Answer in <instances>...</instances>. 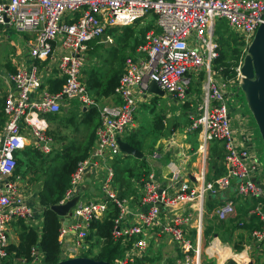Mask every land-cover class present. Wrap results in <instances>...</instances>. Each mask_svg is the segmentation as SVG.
<instances>
[{
	"label": "built area",
	"instance_id": "built-area-1",
	"mask_svg": "<svg viewBox=\"0 0 264 264\" xmlns=\"http://www.w3.org/2000/svg\"><path fill=\"white\" fill-rule=\"evenodd\" d=\"M149 15L156 19V30L146 34L136 57L126 58L112 95L115 103L98 107L83 79L90 66L88 44L101 40L112 29L134 25ZM217 21H226L238 32L248 50L264 23V0H0V27L30 35L26 52L31 61L7 76L12 89L4 98L6 122L0 130V264L14 263L8 253L13 223L21 221L40 230L43 222L32 205L33 199L25 192L26 179L16 173V154L28 147L44 154L53 151L56 144L48 135L49 117L60 114L72 101L80 104L81 111L98 107L100 124L95 145L78 163L59 205L80 196L87 179L94 183V177L99 180L101 176L100 190L105 197L99 202L85 201L83 191L71 217L66 219L72 225L61 221L59 242L63 249L66 238L72 237V257H82L79 255L89 251L91 224L102 219L108 203H112L119 210L112 238L125 246L123 256L114 264H139L158 227H163L179 252L174 264H202L206 200L229 190L235 199L255 201L264 197L260 181L263 163L253 148V133L249 128L236 129L229 104L230 86L216 79L220 74L214 68L220 50L215 35ZM104 41L111 43L112 39L107 36ZM37 61L56 71L51 83L62 82L59 91H51V83L44 82ZM242 65L243 59L236 68V77L241 79ZM200 74L206 78L204 103L200 113L191 117L188 131L201 129L202 147L198 153L202 155V166L186 179L180 171L172 172L166 185L157 182L155 172L149 173L137 198L144 210L130 211L128 200L120 198L114 187L115 161L124 158L119 140L133 126L140 102L150 95L151 83L174 100L186 102L192 76ZM215 140L223 145L224 173L210 178L206 169L208 144ZM235 199H227L218 207L215 215L219 221L237 215L239 203ZM250 213L261 222L252 238L264 243V204L258 202ZM32 257L30 264H42L44 260L36 247Z\"/></svg>",
	"mask_w": 264,
	"mask_h": 264
},
{
	"label": "rangeland",
	"instance_id": "rangeland-1",
	"mask_svg": "<svg viewBox=\"0 0 264 264\" xmlns=\"http://www.w3.org/2000/svg\"><path fill=\"white\" fill-rule=\"evenodd\" d=\"M155 21H156L155 17L153 15H149L146 18L136 22L134 25L115 28L113 32V38L110 37L112 39V42L111 43L109 42L110 44L98 45L97 44L98 40L94 41L93 42L94 45L92 46H91V43L88 44V50L86 54H87V58L90 60V66L88 70L86 69V71H84L83 79L87 80L90 77L91 72L94 70L99 73L98 75H103L102 80L103 82H105V77H109V75L113 74L119 68H121V74H120V77H121L124 67H121L122 65L120 61L125 64L126 58H128V56L131 55V51L133 52V49H135V46H136L135 38L130 37V36L126 37L125 35L126 29L129 27L132 28L134 33L137 35V38L140 43V41H144L145 36L149 31L155 30V28L153 29V27H156L154 26ZM149 27H151V30H148ZM143 35H144V39H143ZM215 35H216V38H218L221 51L226 55V61L230 63V65H235V67L238 69L239 63L241 62L242 59L244 62V58L248 53V50H246L243 47L242 43L240 42L241 41L240 34L230 29L226 21H217ZM29 38H30L29 34H23V33L17 32L13 28L5 29L3 27H0V90H1V96H3L4 94L5 95L7 94L5 92L6 87L4 86L5 80H3V78L9 69V68L7 69V66L9 63L10 55H12V53L14 52V49L11 46V41L19 45L18 48L20 51H25L26 49L23 47V43L25 44V46H27V42L30 40ZM121 38L124 39V42H121L119 40ZM232 59H237V62L236 60H232ZM215 66L216 65H214V68ZM9 74H7L5 78ZM216 79L219 80L220 83H225L228 86H230L229 92H230L231 98L229 100V104L232 109V120H233V123L236 129L238 131H241L242 129L249 128L251 132L253 133L252 145H253L254 150L258 153L260 160L263 163V172L261 173V179L264 180V144H263L258 126L247 106L245 96L242 93V89H241L242 79L238 76L234 79H225L219 73H217ZM205 82H206V78L204 74H200L199 76H192V83L190 85V97L188 98L186 102H179L177 100H171L168 97H164V98L158 97L155 99L154 102L150 104H147V105L143 104L139 106L136 112V115H135V120L133 124L134 126H131V131H132L134 130L137 124V127H136L137 133L134 134L132 138L136 141H140L141 143L144 144V146L152 147L153 145H151V143L156 138V135L154 134L155 118L162 117L163 115L164 122L166 123L165 130L169 133H173L174 131L183 129L184 134L186 135L191 134V140H196V148H195L196 150L195 151L196 152L199 151L202 147L201 129L189 132L188 127L192 124L191 117L194 116L195 114L200 113V107L204 103ZM86 85L89 88L87 83ZM233 92L235 93V96H233ZM92 93H93V97L95 98L97 104L100 100L104 99V98H101L96 93V90L95 91L92 90ZM167 96H170V95L167 94ZM173 101L176 102L177 104H175ZM79 107H80V104L77 101H72V105L64 107L63 111L60 113V117H63L62 119H71L70 115L73 113H77L76 120H74V123L72 124L68 122L63 123L60 121H55V122L50 121L51 127L48 132V135L53 137V140L56 144V148H54L53 151H51L49 154H44L40 150H36L42 155L43 159L37 158L35 162L29 161L27 157L22 158L24 160V164L22 168L24 171H28L25 177L26 179L25 192L31 199L36 200L38 192L42 190V187L44 186L47 176L51 174V171L54 170L56 167H60L62 165L61 155H62L63 150L68 146H73V145L82 146L88 142L91 129L90 128L87 129L84 125L80 124V122L83 119V116H81L82 111L80 110ZM98 107H101V106H99L98 104ZM76 124H78L79 130L76 129ZM185 127L187 128L185 129ZM173 134L171 135L172 137H173ZM125 137H126V134L123 136V138ZM143 153L145 156V160L148 163L149 153L147 150L143 151ZM224 154L225 153H224L223 145L220 141L215 140L208 144V158H207V163H206V169L209 175L210 176L212 175L213 178L215 176V173H217L220 170V168H222L223 166ZM195 158H196L195 162L199 164L198 167L200 168L202 166L201 153L200 154L197 153ZM41 161H43V163H41ZM130 161H131V167L133 168L137 167V169L139 168L137 164H140L141 162H139V160H136L133 157H131V159L128 158L125 162H123V168L129 166ZM148 166H149V163L147 165V169L148 171L149 170L151 171L153 167L152 166L148 167ZM198 167L196 168L194 173L197 172V169H199ZM154 170L157 172V174L160 171L157 166H155ZM100 179H101V176H100ZM99 180H97L94 177L93 185L98 190L96 197L103 198L104 195L102 194L100 190ZM125 180H130V178H128V175L125 176ZM141 187L142 185H140V189ZM230 195L231 194L229 193V196ZM83 196H84L83 200L85 201L94 200V195L91 194L88 190H85L83 192ZM225 199L227 198L222 193L221 195L215 197V199H211L209 197L206 200L205 207H204L205 210H204V215H203L204 231L210 227H216L217 228L216 232H218L219 229L224 228V226L226 227L227 225H228V228L229 226L231 227L233 226V227L230 231H226L227 233L225 235H222V231H219V240L222 243H220L218 239L217 240L214 239L213 235H211L208 241L204 237V242L202 244V263L203 264L205 263V260L208 259L209 255H213L214 259H220L218 264L224 261H229L228 259H224L225 256L223 255H221L220 257L217 256L219 248L220 250L221 249L226 250L227 247L235 249L237 246L242 247L243 243L241 241L244 242V239H243L244 237L237 236V233L239 231L236 232V230L241 228L240 226L241 223H244L245 220H243V216L245 215L244 217H246L250 209H252L251 211L254 210L253 203L249 199H243L240 197H237V199H235L234 196L230 197V199H235L240 204L239 208L237 209L238 210L237 215L230 218L227 221L220 222L219 220H217L215 212L218 209V207H220L223 204V202L221 201H225ZM132 205H131V208H132ZM213 205H214V209H211V206L213 207ZM252 232H251V237H252ZM93 242L88 243L89 251L79 256L83 257L85 254H88L89 256H96L99 252V249L92 246L93 244L96 243V241L93 240ZM162 243H163V246L160 249V254L156 255V259H154L155 257L151 258L150 261L149 259L148 261L146 259L147 263L161 264V260L163 259V255L161 254L162 250L164 248H167L168 250V249H171V247H173L171 245V241L169 237L166 234L162 239ZM254 244L256 245L258 243L255 242ZM255 245L251 246V248L253 249ZM123 247L125 246L123 245ZM212 248H214L215 250H211ZM78 252H82V250L79 249ZM213 253L214 254L216 253V256ZM168 254L173 255V251L169 250ZM250 255L252 258H254L255 264H264V259L259 258V255L257 254V252L253 251L250 253ZM71 256L73 255L68 254L67 256H62V258H69V257L73 258ZM10 260L11 262H14L13 264H21V263L16 262L15 260H12L11 258ZM167 263L173 264V258L169 259Z\"/></svg>",
	"mask_w": 264,
	"mask_h": 264
},
{
	"label": "trees",
	"instance_id": "trees-1",
	"mask_svg": "<svg viewBox=\"0 0 264 264\" xmlns=\"http://www.w3.org/2000/svg\"><path fill=\"white\" fill-rule=\"evenodd\" d=\"M148 30H151V27H149ZM125 35L126 37L130 36L135 38L136 46L139 45L137 35L134 33L132 28H127ZM119 40L121 42H124L123 38ZM142 42L143 41H140V44ZM92 45H94L93 42L91 43V46ZM232 60H236L237 62V59ZM120 63L122 65L121 67H123L124 63L121 61ZM215 65L216 70H219L218 72H220V74L225 79H232L236 77L237 73L235 65H230V63L226 61V55L221 51V49L219 50V58L216 60ZM98 74V72L93 70L90 77L87 79L89 92L92 93V90H96V93L101 98L111 96L114 93L115 87L118 85L121 68L117 69L113 74L109 75V77H105V82H103L102 80L103 75ZM61 85L62 82L51 83L50 90L53 92L59 91ZM81 116H83V119L80 124L84 125L87 129H91L88 142L82 146H68L63 150L61 155L62 165L60 167H56L51 171V174H49L46 178L42 190L38 192L36 200L33 199L36 205H40L43 210L41 213V217H43L42 228L39 230L37 228L26 225L24 222L19 221L20 225L23 228V232L21 234V242L18 246L11 245L8 247L9 254H14L17 260H21L26 264H30L33 261L32 250L35 247L39 249L44 257L42 264H53L67 259L62 258V247L59 242V233L62 227L61 217L54 211H52L51 207L54 205H59L60 202L64 199L65 194L70 186L71 176L75 171L78 163L88 157L91 149L95 145L96 129L100 124V113L98 107L95 106L89 108L88 110L82 111ZM70 117L71 119H62L63 117H60L59 114L50 116L49 120L52 122L60 121L63 123L68 122L72 124L74 123V120H76V114L70 115ZM5 122L6 115L4 113L3 101V103L0 105V128L4 126ZM154 124L155 132H158L159 134L162 133L163 130H165L164 116L162 115V117H156ZM76 129L79 130L78 124H76ZM132 137L133 135H131V140L128 141L129 144L137 150L142 151L143 143L134 140ZM23 157H27L29 161L35 162L37 158H42V155L31 147H28V149L26 148L24 151L16 154V173L25 178L28 171H24L22 168L24 164V160L22 159ZM140 162L141 165L138 169L136 167L122 168L118 165V163H115L114 187L117 191H120H118V193L121 198L130 195L129 193H131V195L135 193L133 182L141 184L145 180V176H147L149 171L147 169L145 160H142ZM41 163H43V161H41ZM223 173L224 167L222 166V168H220V170L215 173V176H213L216 178L221 176ZM126 175H128V178H130L131 181L125 180ZM211 177L212 175L210 176V178ZM251 202L253 203V206L258 202L264 204V197ZM211 209H214V205L213 207L211 206ZM251 210L252 209L249 210L246 217H244L245 215L243 216V220H245V226L251 227L252 230L260 229V219L257 215L251 214ZM118 215L119 210L114 206V204L108 203V210L105 216L100 220H94L92 222L91 232L88 237V243H92L93 240H95L96 243L92 246L99 249V252L96 256H89L88 254H85L84 257H90L96 260L107 261L114 264L116 259L123 256L124 248L122 247L121 243L115 242L112 238L114 221L118 217ZM214 232L215 231L213 227L207 228L204 231V237L207 241ZM236 250H240V247H237Z\"/></svg>",
	"mask_w": 264,
	"mask_h": 264
},
{
	"label": "crops",
	"instance_id": "crops-1",
	"mask_svg": "<svg viewBox=\"0 0 264 264\" xmlns=\"http://www.w3.org/2000/svg\"><path fill=\"white\" fill-rule=\"evenodd\" d=\"M153 24H154V22H153ZM154 26H156V24ZM154 28L156 30L157 27H153V29ZM114 30L115 29H112L111 31H108L106 36H104L100 41H98L97 44L98 45L110 44L109 42L105 43L104 40L107 39V36L113 38ZM140 45L141 44L139 43V45L135 46V49H133V52L131 51V55H130L131 57H136L137 48ZM11 46L13 47L15 53L13 52L12 55H10L9 63H8V66H7V69L8 68L9 69H8V72L5 74V76L7 74H9V73L11 74V73H15V72L19 71L20 69H22L24 64H27V65L31 64V61L28 58V55H27V52H26V50H27L26 47L27 46H25L24 43H23V47L26 49L25 51H20L19 48H18L19 45H17L13 41H11ZM130 56H128V57H130ZM20 60H23V62H21ZM36 64H37V66L39 68V71H40L41 75H43V80H44L45 83H49L50 84L52 81H54L53 78L56 75V71L52 67H49L47 65V63L42 62V61H37ZM123 67H124V64H123ZM88 68H87V70H88ZM9 70H10V72H9ZM12 70H14V71H12ZM5 76H4L3 80H5V82H4L5 85L4 86L6 87V91L5 92L7 93L9 90L12 89V86L8 82L7 77L5 78ZM84 82L87 83V80L84 79ZM112 95L109 96V97H105L104 99L100 100L101 102L100 101L98 102L99 106H105V105H109V104L115 103V97L112 96ZM4 97H5V94L3 96H1V90H0V98H1L0 99V105L3 103ZM156 98H158L157 95H155L154 93H150V95L147 98H145L144 100H142L140 102L139 106H141L143 104H145V105L150 104V103L154 102ZM171 100H174V99H171ZM174 103L177 104L176 102H174ZM73 114H77V113H73ZM73 114H71V115H73ZM165 124L166 123L164 122V127H166ZM136 127H137V124H136L134 130H132V131H131V127H130L124 133V135L126 134V137L123 138V136H124L123 135L121 139L123 141L129 143L128 141L131 140V135H134V134L137 133L136 132L137 131ZM2 128L3 127H1L0 130ZM186 128L187 127H185V129ZM173 133H169L166 130H163V132L159 134L158 132H155V130H154V134L156 135V138L151 143V145H153V146L152 147H147V146H144V144H143V150L141 151L142 153L145 150L148 151V153H149L148 163H149V166L153 167V169L151 171L149 170V172L150 173L151 172H155V174L157 176V182H159L161 184H165V185L170 182L169 179L171 177L172 172L178 170V171H180V176L183 179H186V177H188V176H190V175H192L194 173V171L196 170V168L199 165L197 162H195V160H196L195 156L198 153V151L197 152L195 151L196 150L195 149L196 148V140H191V134H189V133H188L189 135L184 134V130L183 129L178 130V131H174ZM172 134H173V137L171 136ZM131 157L132 156H125L124 155V158H122V159L120 158L119 161H116V164L118 163V165L123 168V162H125L128 158L131 159ZM151 157H152V159H151ZM136 160H140V159H136ZM143 160H145V156H144ZM140 161H142V160H140ZM145 162H146V160H145ZM148 163L146 162L147 165H148ZM140 165H141V163L137 164V166H139V167H140ZM155 166H157L159 168V170H160L158 174L154 170ZM127 167L131 168V161L129 162V166H127ZM260 181H262V185L264 186V180L261 179V177H260ZM90 182H91V179H90V181H88V179H87V183L85 185H83L85 187V190H88L91 194L94 195V200L93 201H97V202L103 201L105 199V197L104 196H103V198L96 197V195L98 193V190L93 185V182L92 183H90ZM133 184H134L135 193L132 194V195H131V193H129L130 195H128V196H126V197H124L122 199H127L128 200L130 211H139V210L141 211V210H144V207H141L138 204V201H137V198L140 196V192L142 190V189H140V185L141 184L140 183L137 184L135 182H133ZM229 193L231 194L230 196H229ZM223 194L226 196L227 199H230V197L234 196V193H232V191H230V190L224 192ZM211 199H215V198L211 197ZM227 199H225V200H227ZM221 202H224V201H221ZM32 205L37 209V205L34 202V200L32 201ZM131 205H132V208H131ZM239 206H240V204H238L237 209L239 208ZM37 212H39L38 209H37ZM42 219H43V217H42ZM42 226H43V222H42ZM203 228L204 227L202 226V244L204 242V229ZM213 228H214V231H215L213 233V237L216 240L217 239L219 240V231H222V235H225L227 233L226 231H230L232 229L231 226H229V228H228V225H227L226 227L224 226V228H221V229L218 230V232H216L217 228L216 227H213ZM22 229L23 228H22V226L20 225L19 222H15V223H13L10 226V229H9L10 246L11 245L18 246L20 244V242H21V234L23 232ZM254 230L255 229L252 230L251 227H246L245 225L241 226L240 229L236 230V232L239 231L237 233V236H239V237L243 236L244 237L243 238L244 242L241 241L243 243L242 247L241 246H237V247H240V250L236 251L237 247L235 249L227 247L226 250L225 249H221L220 250V248H219L217 256L218 257H220L221 255L225 256L224 259H228L229 260L228 262H230L231 264H249V263L250 264H255L254 258H252L251 255H250L251 252L255 251L259 255V258L264 259V243H261V244L258 243L259 245L258 244L255 245L254 244L255 242H254V240L251 237V232L254 231ZM195 233H197L196 229H195V231H193V235H195ZM165 234L166 233L164 232L163 227H158V228L153 230V232L151 234V238H150L151 247H150V249H149V251L147 253V256H145L144 259L140 261V264H149V263H147L148 259L150 261L151 258H153V257H155L154 259H156V255L160 254V249L163 246L162 239L165 236ZM193 240H194V238H193ZM220 243H222V242L220 241ZM171 245L173 246V247H171V249L167 250V248H164L162 250L161 254L163 255V259L161 260V264H168L167 262L171 258H173V264H174L175 261L178 259L179 252H178V250L176 249V247L172 243H171ZM253 245H255V246L252 249L251 246H253ZM72 248H73L72 237H67L66 240H65V243L63 245L62 256H67L70 253V251L72 250ZM169 250L173 251V255H169L168 254ZM211 250H215V249L212 248ZM214 255L216 256V253ZM9 256H10V258L12 260H15L18 263H23V261L17 260V258H15L14 254H9ZM146 259H147V261H146ZM215 260H216V262H215ZM219 261H220V259H214L213 255H209L208 259L205 260L204 264H212V262H213V264H218Z\"/></svg>",
	"mask_w": 264,
	"mask_h": 264
},
{
	"label": "water",
	"instance_id": "water-1",
	"mask_svg": "<svg viewBox=\"0 0 264 264\" xmlns=\"http://www.w3.org/2000/svg\"><path fill=\"white\" fill-rule=\"evenodd\" d=\"M243 76L241 81V89L245 96L247 106L258 126L263 144H264V23L258 28L255 37L248 49V53L244 58L241 68ZM149 93H154L158 97H167V94L161 90L156 83H151ZM174 99L173 96H168ZM86 110V109H85ZM122 153L125 156H132L136 159L143 160L144 154L131 146L129 143L119 140ZM90 181V179H88ZM85 191L83 187L80 196L75 197L64 205H54L51 210L61 217V221L65 224L72 225V221L67 222L66 219L71 217L72 208L80 200L81 193ZM37 209L42 213V207L37 205ZM53 264H112L107 261L96 260L90 257H73L61 260Z\"/></svg>",
	"mask_w": 264,
	"mask_h": 264
}]
</instances>
